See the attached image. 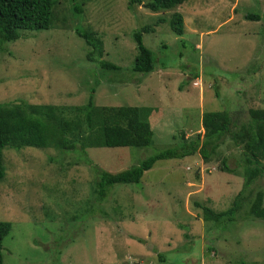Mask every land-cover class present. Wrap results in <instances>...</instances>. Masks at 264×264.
<instances>
[{"label": "rangeland", "instance_id": "rangeland-1", "mask_svg": "<svg viewBox=\"0 0 264 264\" xmlns=\"http://www.w3.org/2000/svg\"><path fill=\"white\" fill-rule=\"evenodd\" d=\"M53 1L47 30L1 44L0 103L82 106L92 92L95 106L155 107L149 146L87 150L100 169L136 165L180 142V133L202 135L204 112H228L235 130L248 109H264V0H186L158 13L144 8L147 0ZM174 12L182 16L181 36L155 24ZM143 26L153 29L141 42L155 61L140 75L131 72L132 34ZM76 30L95 32L101 59L118 70L87 62ZM216 145L206 162L197 154L156 161L139 183L113 185L100 202L91 171L74 154L3 149L0 221L11 227L2 264H264V219L246 215L255 193L264 206V176L219 235L201 219L196 204L225 211L241 188L239 147L228 135ZM222 159L234 173L220 171Z\"/></svg>", "mask_w": 264, "mask_h": 264}, {"label": "trees", "instance_id": "trees-1", "mask_svg": "<svg viewBox=\"0 0 264 264\" xmlns=\"http://www.w3.org/2000/svg\"><path fill=\"white\" fill-rule=\"evenodd\" d=\"M186 0H147L143 6L150 12L169 11ZM130 5L142 0H129ZM53 0H0V48L3 42L18 39L20 32L47 30L50 24ZM77 13V6L72 7ZM247 20H258L254 14H246ZM167 23L168 29L176 36L183 33L182 16L174 12L168 19L159 18L155 24ZM153 29L143 26L132 34L136 55L133 58L132 73L147 74L154 68L155 58L142 45L141 34L152 33ZM88 48L87 62L100 71H117L118 67L101 59L102 41L95 32L76 30ZM100 75V74H99ZM90 93L87 103L82 106H53L28 104L25 102L0 103V179L4 176L2 150L5 148H51L59 155L74 154L88 167L94 177V196L102 201L113 185L137 184L144 172L156 161L182 159L197 154L208 161L217 148L216 141L228 135L230 142L239 147L241 158V188L231 201V206L222 212H214L205 206L200 209L201 219L212 224V231L218 235L234 221L242 204L252 190L250 186L264 176V109H248V120L232 130V121L226 111L204 112L200 125L202 135L186 140L180 133V142L142 158L136 165L117 172L100 169L87 157V150L98 148L147 147L152 141L150 119L156 115L155 107L148 106H95ZM263 163V164H262ZM221 172L235 171L226 167L221 160ZM246 215L254 219H264V206L260 192L249 202ZM10 223L0 221V264L1 241L10 230Z\"/></svg>", "mask_w": 264, "mask_h": 264}]
</instances>
